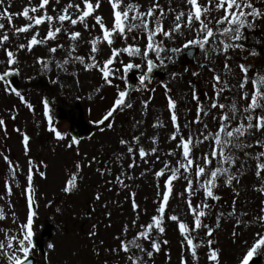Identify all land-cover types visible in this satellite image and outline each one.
I'll use <instances>...</instances> for the list:
<instances>
[{
  "label": "rangeland",
  "instance_id": "obj_1",
  "mask_svg": "<svg viewBox=\"0 0 264 264\" xmlns=\"http://www.w3.org/2000/svg\"><path fill=\"white\" fill-rule=\"evenodd\" d=\"M40 0H5L0 4V12L5 7L13 14L11 23L6 17H0V23L4 28L0 29V35L5 32L9 34V40L0 43V71L6 69V53L4 49L10 48L18 57V67L20 71L13 73L6 79L10 86L22 92L25 99L33 105L29 109L14 93L5 91V84L0 81V117L5 120L6 132L0 126V212L3 218L0 219V241L7 242V237L18 236L20 226L26 222L28 210L27 175L34 165L32 186V207L36 212L33 218V235L39 236L46 225H49V234L42 241V251L36 247L30 252L35 258L36 264H131L128 255H142L135 247L131 253L114 251L121 240H131L138 227L131 225V220L138 219L140 224L149 222L150 217L155 214L162 196H157L167 179V173L163 177H155L154 172L164 166L166 159H171L173 164L179 158L169 156V148L175 147V142L169 139L173 125L170 121V110L167 107V97L171 95L177 101V115L179 123L183 127L184 135L189 132L198 135V129H203V124L191 123V127H185L186 121L192 122L196 117L197 101L193 99V89L199 95L200 101L208 105L210 98L215 97L212 77L215 69L222 79H227L232 86L230 90H225L220 96V102L226 105L236 103L240 112H243L245 101L239 94L238 84L242 79V73L238 67L240 63L249 66L250 79L257 73L264 74V58L257 53L258 47L264 41V24L262 20H257V27L254 30H246V39L239 41L245 48L230 50L228 61L230 68H224L223 55H218L212 51L211 57L205 56L204 50L199 49L194 60L186 62L176 69L180 60L181 51L173 54L166 51L162 54L164 63L152 55L156 64L149 72L147 63L139 56L131 57L127 53L122 54L116 64L118 69L114 79V85L120 89H127L126 105L114 113V116L107 123H114L112 129L105 128L101 131L102 125L95 121L100 120L111 107L116 98L117 89L114 86L104 84L98 70L85 71L79 63L67 65L68 71L64 72L57 68V61H62L66 55L69 41L66 35L61 34L56 41H49L47 45L40 44L34 46L32 51L27 49L16 51L20 43H27V40L36 31L35 28L28 32L17 34L15 28L20 27L29 20L16 13L22 12L26 5H38ZM69 0H60L58 8H63ZM79 2V0H74ZM137 2L142 5L141 11L146 10L149 0H125V3ZM206 3V0H200ZM257 6L264 9V0H255ZM56 0H52L55 4ZM159 3L167 9L169 0H159ZM171 7L179 11L187 7L185 0H171ZM50 14L53 12L52 5L48 6ZM70 11H74L70 9ZM40 14L30 13V15ZM98 15H102L106 22H109L111 9L108 0H101V7L97 10ZM215 9L212 16H217ZM174 13L165 17V27L172 26ZM94 19L89 18L88 23H94ZM48 24L40 26L39 37L46 35ZM75 30L83 33L84 41L77 50V55H84L86 58L90 53V45L87 43L92 36L98 34V26L91 31V34L83 29L82 24L75 26ZM191 36V33H186ZM132 37L136 39L133 40ZM146 37L139 31H133L129 35L127 43L140 44L145 42ZM158 40H165L167 47H180L183 37L175 43L166 41L163 36H158ZM54 43L64 44L63 49H58L56 53H49L48 49ZM115 47L125 46L122 38L115 40ZM102 52L97 59L103 61L110 54V49L106 44H101ZM256 51L255 55L250 53ZM37 57H44L49 63L48 70H42ZM52 57L51 60L48 58ZM141 65L140 68L124 70L121 61ZM203 65V66H202ZM146 79L142 86L139 81L140 75L146 73ZM198 73V75H193ZM31 77V79H28ZM55 81V82H54ZM167 85V89L164 87ZM252 89V84L247 86ZM101 89L97 91V89ZM154 90V91H153ZM48 100L49 111L44 112V99ZM148 105H144V101ZM127 104H131L128 107ZM82 112L86 121L92 129L78 138V145H68L72 138L69 135V125L72 117ZM245 117L237 116V121L244 120ZM163 122L157 125L156 121ZM66 135L58 139L48 125ZM209 129L215 131L217 123L207 118ZM19 129V131H17ZM30 137V150H24L22 139L23 134ZM53 133V134H52ZM143 134V135H141ZM206 134V133H205ZM133 136H140L139 144L146 150L155 146L158 152L146 158L145 163L139 158L137 151L135 167L129 168L132 161L131 154L127 153L128 146L138 147ZM156 136L158 140L153 142L150 137ZM256 138L264 139V133L249 134L247 138L241 137L244 147L232 149L238 159V163L232 167V172L236 175L232 185L223 182L224 177L218 180V187L214 189L219 200L205 198L203 191L196 192L191 197L194 204H199L202 200L210 207L206 209L207 216L202 218L203 222L214 228L211 239L213 246L221 252V264H240L243 256L256 238L257 232H264V224L257 221V217L264 215L261 211L264 208V193L259 191V187L264 186V171L261 177L256 175V160L245 156V153L252 157L258 151H264V147L254 144ZM124 139L128 145L120 144ZM248 145H251L249 147ZM204 151L209 150L208 142L197 146L196 155L199 157ZM122 158H119L121 157ZM7 155L12 162L11 165L3 157ZM160 160H156V156ZM95 157L93 160L92 158ZM32 161V165L29 164ZM91 161V163H89ZM76 162H80L81 168L75 167ZM215 166V161L212 165ZM111 171H108V170ZM147 169V171H145ZM39 171H44L46 176L41 177ZM15 173L13 176L12 173ZM76 172L78 179L76 186L71 192H65L66 181ZM143 173V175H142ZM120 176L124 181L119 183L116 179ZM7 185L12 189L9 194ZM186 181L183 177L174 181V191L170 198L169 206L166 209L168 215L176 214L192 227L193 216L187 210L188 194L184 192ZM127 185V187L125 186ZM159 185V187L157 186ZM194 187H198L194 186ZM184 192L182 196L181 193ZM99 193V199H97ZM132 193H135V200L140 205L139 209L132 207ZM213 204V206H212ZM235 213L232 214V209ZM147 209L145 212L144 210ZM139 212V217L136 213ZM15 213V217H13ZM110 214V215H109ZM222 214L219 227H216V218ZM237 219H242L243 224H236ZM128 224L127 232L123 231L124 225ZM95 225V227H93ZM165 232L159 233L153 230L152 239L161 243V250L154 252L152 258L144 259L147 264H181L183 258L187 264H211L207 261V247L199 246V240H207L206 229L198 230V259L192 256L183 240L177 226V222L164 221ZM95 235L90 236L89 233ZM235 233V235H233ZM193 235H197L196 232ZM168 243L164 244L163 241ZM144 247L151 250L150 242L140 241ZM55 245L53 249L48 248V244ZM14 249L18 247L16 241L13 242ZM131 247V246H130ZM0 264H5V259L0 257ZM248 264H264V251L258 250Z\"/></svg>",
  "mask_w": 264,
  "mask_h": 264
},
{
  "label": "snow or ice",
  "instance_id": "obj_2",
  "mask_svg": "<svg viewBox=\"0 0 264 264\" xmlns=\"http://www.w3.org/2000/svg\"><path fill=\"white\" fill-rule=\"evenodd\" d=\"M60 0H56L55 4H52V0H40L38 5H26L23 7L22 12L16 13V15H22L29 20L20 27L15 28L17 34L21 32H28L30 29L35 28L36 31L27 40V43H20L17 46L16 51L27 49L29 52L33 50L34 46L44 44L47 45L49 41H56L61 34L66 35L70 42L66 50V55L62 61H57V68L64 72L68 71L67 65L73 63H79L82 65V69L85 71L98 70L101 74V79L104 84L114 86L117 89L116 98L111 107L107 110L104 116L95 121L96 124L102 125L101 131L105 128L112 129L114 123H107L114 113L124 107L127 103L126 97L128 95L127 89H120L119 86L114 85V77L116 76V69L114 66L118 58L127 53L131 57L139 56L147 63L148 71L150 72L153 67L156 66L151 58L154 54L160 63H164L163 53L170 51L173 54L179 53L182 49H187L190 46H197L199 49L204 50L205 56L210 58L212 51H215L218 55H223L224 68L229 69L228 61L231 59L229 56L230 50L245 48L243 43H239L243 39H246L244 33L246 30H254L257 27V20L264 21V9L257 6L255 0H206V3H201L200 0H185L186 8L179 11L171 7V0H169V7L165 9L159 0H149L146 10L141 11L142 5L137 2L125 3V0H108L111 9V15L109 22H106L102 15H98L97 10L101 7V0H69L63 8H58ZM5 0H0V4H4ZM52 5L55 15L50 14L48 6ZM70 9L74 11H70ZM213 9L218 13L217 16H212ZM40 14L30 15V13ZM174 13V20L172 26L165 27V17ZM0 17H6L11 23L13 14L9 11L8 7H5L3 12H0ZM89 18L94 19V23L89 24ZM48 24L46 35L42 38L39 37L40 26ZM78 24L83 25V29L91 34L93 29L98 26V34L91 37L87 43L90 45V53L87 58L84 55H77V50L81 46V42L84 41L83 33L75 30V26ZM5 26L0 23V29ZM133 31H139L146 37L145 42L141 46L140 44L127 43L130 33ZM186 33H191V36H187ZM158 36H163L166 41L175 43L181 37L183 42L180 47L168 48L165 40H158ZM122 38L125 42L123 47H115V40ZM135 40V37H132ZM9 40V34L5 32L0 35V43ZM101 44H106L110 49V54L106 59L100 61L97 56L102 52ZM65 46L62 43H54L52 47L48 49L49 53H56L58 49H63ZM6 53L7 67L5 70L0 71V81L5 84V91L14 93L20 100H22L29 109H32L33 105L29 103L22 92L14 87L10 86V82L6 79L13 73L20 71L18 65V57L12 49H4ZM256 51L253 50L250 55H255ZM49 60L52 57L48 58ZM36 61L41 64L42 70H48L50 65L45 61L44 57H37ZM121 64L125 71L131 68H140L141 65L134 64L131 60L128 63ZM203 66V65H202ZM242 79L238 84L239 94L245 101V107L243 112H240L237 104L234 102L231 105H226L220 102V96L225 90H230L231 85L227 79H222L219 73L215 72V69H209L214 72L212 77L213 89L215 90V97L210 98L209 104L204 105L193 89V99L197 101L196 117L194 121L187 122L185 127H191V123L203 124V129H198V135L191 132L187 136L184 135L183 127L179 123L176 107L177 101L168 95L166 91V97L168 100L167 107L170 110V121L173 125V131L169 135V139L175 142L174 148H169L168 155L176 156L179 153V158L175 164L171 159H166L164 166L154 172L155 177H163L167 173V179L164 180V185L161 191L157 193V196H162L158 207L155 209V214L150 217L149 222L146 224H140L138 219L131 220L133 227H138L139 231L131 240H121L120 244L114 251L120 252L121 250L128 254L131 253L132 247H135L142 255H128V259L131 264H147L144 257L152 258L154 252L161 250V243L152 239L153 230H158L159 233L165 232L164 221L167 218L173 222H177L178 230L183 237L181 243L185 244L187 249L191 251L192 256L198 259V230L206 229L205 235L207 240H199V246L207 247L206 259L211 264H221V252L219 249L213 246V240L211 239L214 232V228L203 222L204 217L207 216V211L210 207L208 203L203 200L199 204H194L191 197L196 192L202 190L203 196L219 200L220 197L215 194L214 189L218 187V180L220 177H224L223 182L232 185L236 180V175L232 172V167L238 163V159L235 156V152L232 149H240L244 147V142L241 137L247 138L249 134L255 135L256 133H264V74H255L251 79L248 75L249 66L240 63L238 65ZM198 75V73H193ZM147 72L140 75L139 81L143 86L146 79H149ZM31 79V77H28ZM55 82V81H54ZM251 83L252 89L248 90L247 85ZM167 89V85H164ZM101 89H97L100 91ZM154 91V90H153ZM144 105H148V101L145 100ZM44 112L47 115L49 111L48 100L45 98L43 101ZM131 107V104H127ZM237 116L245 117L242 121H237ZM211 117L214 123L218 124L215 131L209 129L207 118ZM160 120L156 121L157 125H162ZM0 126H3L6 132L5 120L0 117ZM48 127L54 131L55 136L58 139H63L66 135L61 131L55 129L51 123ZM19 131V129H17ZM206 133V134H205ZM143 135V134H141ZM132 139L136 141L137 148L134 150V146L127 147V153L131 154L132 161L128 164L129 168L135 167L136 154L138 151L141 161L148 163L146 159L149 156V152L155 154L158 152V148L153 146L149 150H146L144 146L139 144L140 136H133ZM153 142L158 140V137H150ZM30 137L28 134H23L22 144L24 150L28 152L30 150ZM208 142L209 150L204 151L200 148L201 155L197 157L196 151L198 145H203L204 142ZM79 140L76 137H72L71 143L68 145L72 147L73 144L78 145ZM120 144L128 145L129 142L121 139ZM254 144L260 147H264V139L256 138ZM251 147V145H248ZM121 157L119 158H122ZM245 156L254 158L256 160V175L261 177L262 171H264V151H258L255 156L245 153ZM3 159L11 165L9 157L5 155ZM93 160L95 157L92 158ZM156 160H160V156L155 157ZM215 161V166L213 163ZM91 163V161L89 162ZM29 164L32 165V161L29 160ZM75 167L81 168L80 162H76ZM33 170L34 165L30 169L27 175V191H28V210L27 219L20 226V234L18 236L7 237V242L0 241V257L5 259V264H32L29 259L30 252L34 249L33 243V218L36 215L32 207V192L34 191L33 182ZM108 171H111L110 169ZM147 171V169H145ZM14 176L15 173L13 172ZM41 177L46 176L44 171H39ZM143 175V173H142ZM181 177L186 181L184 192L188 194L187 210L192 213L193 220L191 222L192 227L189 226L178 215H168L166 209L169 206L170 198L173 195L174 185L173 182L179 180ZM264 178V177H262ZM78 175L76 172L72 173L70 179L66 181L65 192H71L76 186ZM117 181L121 184L124 181L118 175ZM198 187H194L197 186ZM127 187V185H125ZM159 187V185H157ZM7 191L10 194L12 189L7 185ZM264 193V186L258 189ZM184 192L181 195H184ZM132 207L134 210L139 209L140 205L135 200V193H132ZM97 199H99V193H97ZM145 212L147 209L144 210ZM264 212V208L261 209ZM235 213V208L232 209V214ZM15 217V213L12 214ZM110 215V214H109ZM139 217V212L136 213ZM222 214L216 218V227H219ZM3 218V213L0 212V219ZM257 221L264 224V215L257 217ZM236 224H243L242 219H237ZM95 227V225H93ZM129 225L125 224L123 231L127 232ZM196 232L197 235H193ZM90 236L95 235L94 232L89 233ZM235 235V233H233ZM146 240L150 242L151 250H148L140 242ZM18 243V247L14 249L13 242ZM164 244L168 241L164 240ZM131 246V247H130ZM54 244L49 243L48 248L53 249ZM258 250L264 251V232H257L256 238L248 248L246 254L243 256L240 264H248ZM181 264H187V262L181 258Z\"/></svg>",
  "mask_w": 264,
  "mask_h": 264
},
{
  "label": "water",
  "instance_id": "obj_3",
  "mask_svg": "<svg viewBox=\"0 0 264 264\" xmlns=\"http://www.w3.org/2000/svg\"><path fill=\"white\" fill-rule=\"evenodd\" d=\"M259 51H260V52L263 54V56H264V45L261 46V47L259 48ZM193 53H194V50H192V49L187 50V51L185 52V54L187 55V58H189V59L192 58ZM86 127H87V125L82 121L81 116H79L78 119H77L76 124H73V125L71 126V134H72V136H74V137H77V136L79 137V136H81L84 132L87 131V128H86ZM48 230H49V227L47 226L46 229L44 230V233H47ZM33 241H34L35 244H37L39 247H41V246H40L41 243H40V240H39V239L34 238ZM29 259L32 261V264H34V259H32V258H30V257H29Z\"/></svg>",
  "mask_w": 264,
  "mask_h": 264
}]
</instances>
